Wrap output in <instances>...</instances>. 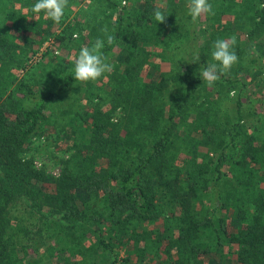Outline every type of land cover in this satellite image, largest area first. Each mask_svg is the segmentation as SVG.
Listing matches in <instances>:
<instances>
[{
	"label": "trees",
	"instance_id": "obj_1",
	"mask_svg": "<svg viewBox=\"0 0 264 264\" xmlns=\"http://www.w3.org/2000/svg\"><path fill=\"white\" fill-rule=\"evenodd\" d=\"M11 1L0 2V82L9 62L2 28L8 16L20 18L10 8L5 11ZM97 1L110 9L115 23L112 32L98 34L105 41L102 55L110 45L107 35L120 43L108 80V110L87 111L82 129H71L74 151L60 160L55 176L25 157L52 93L36 92L21 81L16 83L21 99L1 98L0 91V264H20L31 242L27 227L35 226L33 249L42 248L49 260L71 259L65 264L98 255L99 264H264V130L241 135L238 125L233 129L238 138L225 144L222 135L230 123L227 115L219 116V96L214 97L224 87V94L236 88L239 118L241 105L249 107V115L264 111V95L247 93L244 80L234 74H221L211 87L199 76L210 63L214 42L222 40L221 30H238L233 50L239 58L240 34L262 46L264 0H211L212 26L221 29L209 32L204 42L198 39L199 17L193 21L188 15V2L181 17L168 10L170 0H127L129 9L116 7L122 0ZM156 10L164 22L155 20ZM223 14L237 26L221 24ZM179 29L184 57L174 61L173 73L154 68L146 48L170 46L173 41L163 39ZM24 60L16 59L14 66L21 68ZM74 80L67 77L65 86ZM24 100L32 106L25 107ZM177 128L182 145L175 144ZM16 206L36 222L22 217L27 223H17L11 215Z\"/></svg>",
	"mask_w": 264,
	"mask_h": 264
},
{
	"label": "rangeland",
	"instance_id": "obj_2",
	"mask_svg": "<svg viewBox=\"0 0 264 264\" xmlns=\"http://www.w3.org/2000/svg\"><path fill=\"white\" fill-rule=\"evenodd\" d=\"M210 1L208 0L209 4ZM0 2L2 3L3 0H0ZM154 2L159 4L158 0H154ZM168 2V10L174 9L178 12L179 16H184L185 4L188 0H170ZM103 3L107 4L108 1L104 0ZM33 4V2L27 4L25 0H12L9 3V7L5 8L7 12L9 11L8 8H10L11 13H15L14 11H16L20 18L16 19L17 16L15 18L8 16L11 20H6L5 26L2 28V36L5 38L8 36V42L4 48L6 51L4 53L9 58L4 57L9 62L7 60L8 66L2 72L0 91L2 93L1 98L10 94L12 97L17 95L21 99V90L18 89L16 84L17 81H21L36 92L44 90L52 93V96L47 99L44 107L46 109V118L39 125L37 134L31 137L25 157H29L36 168H42L46 173L55 176L59 171L60 160L66 159L74 151L75 138L73 137L72 139L74 135L73 133L71 134V129L74 128L75 131L82 129L79 123L81 119L85 118L87 111L96 109L97 107H103L105 110H108L110 97L108 80L112 71L106 72L95 81L80 82L74 80L70 86H65L66 78L73 77L74 64L72 60L78 56L79 50L82 47L87 46L90 48L98 38L100 32H112L115 23L114 16L109 14L110 9L99 4L97 0H91V3H88V0H68L64 17L59 24L46 18L43 12L36 14L29 11V8ZM122 5H125L128 9L130 7L129 4H123L122 2H117L116 7L119 8ZM234 10L237 14L241 8L237 6ZM219 20L221 24L227 27L234 24V21L231 24L229 14H223ZM182 21L184 22V20ZM212 24L213 20L210 13H204L199 17L197 27L199 41H206L209 32L218 33L221 29L220 27L214 28ZM235 25L237 26V24L233 26L235 27ZM35 29L41 32L39 34L33 32ZM237 31L236 28L235 32L225 29L221 30L219 35L222 36V40H229L233 36L239 37L236 34ZM182 33L183 30L179 29L170 34L169 37L163 39L164 42H168L171 39L170 41H173V43L170 46L154 43L153 46L146 48L149 61L153 63L154 68H159V70L164 72H174V61L178 58H183L185 55V42L181 40ZM54 34L63 35V39L57 40ZM238 34L240 33L238 32ZM261 35L260 38L264 39V33ZM239 39L242 46L238 49L242 51V55L240 58L238 57L237 62L233 64L227 73L230 75L234 74L237 78L244 80L247 93L255 97L263 96L264 41L262 46H258L259 39L253 40L251 44L249 35L247 37L246 34H240ZM40 40L43 43L41 46H38L37 44ZM29 41L32 42L27 44ZM119 46L120 43L114 41L108 46L106 55L104 56L106 62L112 66L115 64V55ZM15 58L25 59L21 68L14 66ZM250 58H255L257 63L249 64ZM212 62L214 61H212L210 53V63ZM235 89L232 88L227 94H224V87L220 94L214 96H219L217 100L219 116L223 117L227 115V120L230 123V125L225 124V130L222 135L225 144L229 143L232 137L235 140L240 133L241 135L246 134L251 129H259L260 135H262V130H264V111H262V108L249 115V107L241 105V116L238 118L235 115L234 95H230V93L235 92ZM22 103L25 107H30L33 101L24 100ZM69 119H72L70 123L68 122ZM221 120L225 121L222 118ZM234 123L237 124L232 126ZM238 125L239 134L235 136L234 131L236 130L233 129ZM176 135L175 144L182 145L181 138H183V134L180 128H177ZM224 147L227 151L231 148V145H224ZM222 169L224 170L225 166ZM225 176L227 177L226 174ZM11 215L15 216L14 218L17 220V223L20 220H24L23 218L27 220L26 216L22 214L21 210H18L17 206L15 209H12ZM27 221L36 222V220ZM36 228V226L32 228L27 227V229H31V242H28L26 252L23 254L22 260L19 261L20 264H35L33 261L37 262L36 264H55V261H59L61 264L71 262V259L65 262L61 258L49 260L45 254L41 253L42 248L34 250V240L36 241L37 236L33 235V232ZM15 234L18 239L20 234L18 232H15ZM21 243H24V240L21 239ZM98 256L94 260L85 257L83 258L84 262H79V264H99V260L103 257L102 255ZM107 257L112 261L113 257L109 255Z\"/></svg>",
	"mask_w": 264,
	"mask_h": 264
},
{
	"label": "clouds",
	"instance_id": "obj_3",
	"mask_svg": "<svg viewBox=\"0 0 264 264\" xmlns=\"http://www.w3.org/2000/svg\"><path fill=\"white\" fill-rule=\"evenodd\" d=\"M88 3H91V0H88ZM122 3L127 4V0H122ZM67 6L68 0H35L29 11L36 14L43 12L46 18L59 24L64 17ZM187 12L195 21L204 13H212V6L208 0H188ZM154 18L160 23L165 20V16L159 10L154 12ZM106 39L108 44L114 42L113 35H107ZM104 43V40L97 38L90 48L85 46L79 50L78 56L72 60L74 64L73 78L75 80L80 82L95 81L106 72L112 71L113 66L106 62V58L101 52ZM234 44V36L229 40H216L214 42L211 52V59L214 62L199 70L200 79L206 82L209 87L220 78L221 74L227 73L237 62L238 57L233 50ZM230 95H235V92L230 93Z\"/></svg>",
	"mask_w": 264,
	"mask_h": 264
}]
</instances>
